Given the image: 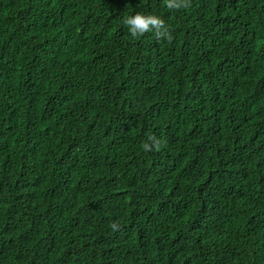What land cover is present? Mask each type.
Returning <instances> with one entry per match:
<instances>
[{
    "label": "trees",
    "instance_id": "1",
    "mask_svg": "<svg viewBox=\"0 0 264 264\" xmlns=\"http://www.w3.org/2000/svg\"><path fill=\"white\" fill-rule=\"evenodd\" d=\"M0 264H264V0H0Z\"/></svg>",
    "mask_w": 264,
    "mask_h": 264
},
{
    "label": "clouds",
    "instance_id": "2",
    "mask_svg": "<svg viewBox=\"0 0 264 264\" xmlns=\"http://www.w3.org/2000/svg\"><path fill=\"white\" fill-rule=\"evenodd\" d=\"M164 4L171 10L187 9L190 7V0H164ZM122 23L133 38H139L146 33H152L157 40L171 41L173 38L165 21L156 15L137 12L134 15L124 17ZM148 140L151 143H144L142 145L143 150L152 151L154 149L159 151L161 149L162 144L156 137L149 136ZM110 227L113 230L119 229L116 222H112Z\"/></svg>",
    "mask_w": 264,
    "mask_h": 264
}]
</instances>
